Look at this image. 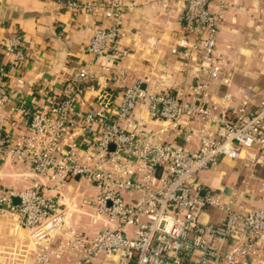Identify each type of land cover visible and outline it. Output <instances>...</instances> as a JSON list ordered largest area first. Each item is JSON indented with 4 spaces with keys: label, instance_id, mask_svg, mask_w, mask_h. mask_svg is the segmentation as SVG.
Wrapping results in <instances>:
<instances>
[{
    "label": "built area",
    "instance_id": "obj_1",
    "mask_svg": "<svg viewBox=\"0 0 264 264\" xmlns=\"http://www.w3.org/2000/svg\"><path fill=\"white\" fill-rule=\"evenodd\" d=\"M187 1L184 23L194 38H181L172 52L197 62L189 85L154 91L123 83L111 71L125 54L119 42L124 3L68 0L77 13L110 20L94 26L86 46L107 72L82 68L63 90H42L37 103L20 101L12 113L23 131H6L0 115V162L21 163L56 186L87 179L98 187V210L108 218L94 235L72 231L65 241L53 240L65 215L58 199L35 183L13 204V191L0 186V204L20 212L41 244L33 264H264V210L199 181L201 171L225 157L257 151L264 162V99L254 109L218 110L209 102L208 83L222 71L216 41L226 4L220 0L213 12L214 0ZM0 54L11 59L0 61L3 109L12 66L29 58L21 31L2 42ZM84 89L95 91L88 102L80 97ZM141 109L157 128L148 127ZM211 210L220 218L206 219ZM64 254L77 257L59 262Z\"/></svg>",
    "mask_w": 264,
    "mask_h": 264
},
{
    "label": "crops",
    "instance_id": "obj_2",
    "mask_svg": "<svg viewBox=\"0 0 264 264\" xmlns=\"http://www.w3.org/2000/svg\"><path fill=\"white\" fill-rule=\"evenodd\" d=\"M68 0H0V46L15 31H21L29 58L12 66L7 105L0 109L6 131H23L12 108L20 101L37 103L42 90L61 91L69 79L85 68L98 75L102 71L96 57L86 51L94 26L105 27L104 16L75 12ZM224 18L218 26L216 50L221 55L222 71L211 79L207 99L219 109L247 106L254 109L264 99V0H223ZM126 13L121 26L120 46L124 57L111 74L123 83H140L149 90L186 86L195 81L197 62L172 49L181 38L193 39L187 33L184 14L187 0H122ZM220 0H214L212 11H218ZM6 65L11 59L3 58ZM106 63V62H105ZM23 78V83L18 78ZM95 91L84 89L81 98L91 100ZM142 118L149 128L144 109ZM179 142L184 140L179 138ZM253 151V150H252ZM257 151L243 152L238 159L225 157L216 165L201 171L199 181L215 191L224 189L230 195H242L246 208L264 210V162ZM39 183L44 193L58 199L65 211L63 226L49 236L66 240L72 231L94 235L102 230L108 218L98 210L99 189L84 178L56 186L45 175L12 160L0 162V186L13 191V204L20 202L19 192ZM22 216L7 204H0V264L33 263L41 244L32 229L24 227ZM219 219L211 210L206 219ZM51 250V249H49ZM55 250V249H54ZM264 259V247L260 252ZM68 258V259H65ZM77 254H64L58 261L74 260Z\"/></svg>",
    "mask_w": 264,
    "mask_h": 264
},
{
    "label": "rangeland",
    "instance_id": "obj_3",
    "mask_svg": "<svg viewBox=\"0 0 264 264\" xmlns=\"http://www.w3.org/2000/svg\"><path fill=\"white\" fill-rule=\"evenodd\" d=\"M65 259H68V258L65 257ZM33 263H35V261H34ZM33 263H32V264H33ZM30 264H31V263H30Z\"/></svg>",
    "mask_w": 264,
    "mask_h": 264
}]
</instances>
